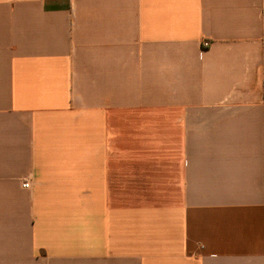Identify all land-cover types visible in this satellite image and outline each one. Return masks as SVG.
<instances>
[{
  "label": "crops",
  "instance_id": "obj_1",
  "mask_svg": "<svg viewBox=\"0 0 264 264\" xmlns=\"http://www.w3.org/2000/svg\"><path fill=\"white\" fill-rule=\"evenodd\" d=\"M0 264H264V0H0Z\"/></svg>",
  "mask_w": 264,
  "mask_h": 264
},
{
  "label": "built area",
  "instance_id": "obj_2",
  "mask_svg": "<svg viewBox=\"0 0 264 264\" xmlns=\"http://www.w3.org/2000/svg\"><path fill=\"white\" fill-rule=\"evenodd\" d=\"M208 45H209L208 42H204V46H208ZM23 186H24V187H30V182H29L28 179H26V180L24 181Z\"/></svg>",
  "mask_w": 264,
  "mask_h": 264
}]
</instances>
